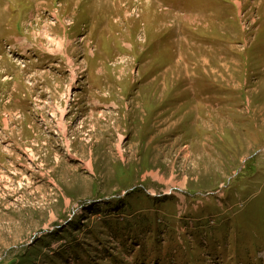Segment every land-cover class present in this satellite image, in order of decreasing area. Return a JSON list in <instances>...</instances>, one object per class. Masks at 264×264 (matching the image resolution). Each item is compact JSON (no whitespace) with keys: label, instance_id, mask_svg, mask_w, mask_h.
Here are the masks:
<instances>
[{"label":"rangeland","instance_id":"374dc122","mask_svg":"<svg viewBox=\"0 0 264 264\" xmlns=\"http://www.w3.org/2000/svg\"><path fill=\"white\" fill-rule=\"evenodd\" d=\"M165 2L0 0V264H264V0Z\"/></svg>","mask_w":264,"mask_h":264},{"label":"trees","instance_id":"16d2710c","mask_svg":"<svg viewBox=\"0 0 264 264\" xmlns=\"http://www.w3.org/2000/svg\"><path fill=\"white\" fill-rule=\"evenodd\" d=\"M206 37V36H205ZM109 205H111V204H109ZM115 205V204H114ZM112 206V205H111ZM132 210V209H131ZM75 224H77V218L75 217V218H73L72 219V221L70 222V224H69V226H67V227H72V226H74L75 227ZM59 231H61V230H59ZM63 231H65V233L64 234H62L64 237H66L67 238V234H70L71 232H70V230H67V228H65ZM158 231V230H157ZM53 235L54 236H57L58 235V233L55 231V232H53ZM73 235H75V234H73ZM50 236V235H49ZM40 241H43V240H40ZM156 241L157 240H155L153 243H151V246L152 247H154V248H156L155 247V244L154 243H156ZM78 241L75 239V237L73 238V240L71 241V243H72V249H73V251L76 253V258L77 259H79L78 257H80V254H79V249H80V244L79 243H77ZM145 242H146V244L148 243L147 242V240H145ZM62 252H60V254H61ZM64 254H65V252H64ZM54 258V257H53ZM52 258V259H53ZM27 263V260H21V261H19V264H26Z\"/></svg>","mask_w":264,"mask_h":264}]
</instances>
